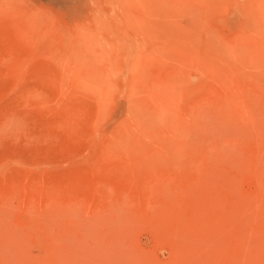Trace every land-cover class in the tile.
Here are the masks:
<instances>
[{
    "label": "rangeland",
    "instance_id": "374dc122",
    "mask_svg": "<svg viewBox=\"0 0 264 264\" xmlns=\"http://www.w3.org/2000/svg\"><path fill=\"white\" fill-rule=\"evenodd\" d=\"M0 264H264V0H0Z\"/></svg>",
    "mask_w": 264,
    "mask_h": 264
}]
</instances>
